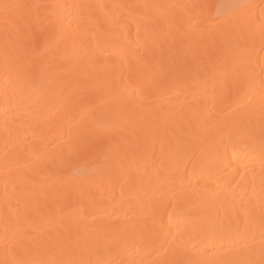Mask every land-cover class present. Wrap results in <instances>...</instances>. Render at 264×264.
I'll return each instance as SVG.
<instances>
[{
	"label": "bare ground",
	"instance_id": "1",
	"mask_svg": "<svg viewBox=\"0 0 264 264\" xmlns=\"http://www.w3.org/2000/svg\"><path fill=\"white\" fill-rule=\"evenodd\" d=\"M233 1L0 0V264H264V0Z\"/></svg>",
	"mask_w": 264,
	"mask_h": 264
},
{
	"label": "rangeland",
	"instance_id": "2",
	"mask_svg": "<svg viewBox=\"0 0 264 264\" xmlns=\"http://www.w3.org/2000/svg\"><path fill=\"white\" fill-rule=\"evenodd\" d=\"M230 1H231V4H234V3H232L233 0H230ZM235 1H236V0H235ZM233 2H234V1H233ZM228 3H229V2H228ZM231 4L229 3V5H231Z\"/></svg>",
	"mask_w": 264,
	"mask_h": 264
}]
</instances>
